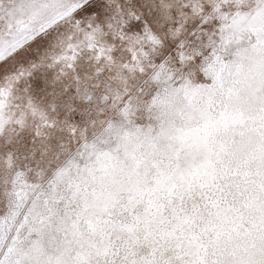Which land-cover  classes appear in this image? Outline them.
Instances as JSON below:
<instances>
[{"label":"snow or ice","instance_id":"1","mask_svg":"<svg viewBox=\"0 0 264 264\" xmlns=\"http://www.w3.org/2000/svg\"><path fill=\"white\" fill-rule=\"evenodd\" d=\"M0 264H264V0H0Z\"/></svg>","mask_w":264,"mask_h":264}]
</instances>
